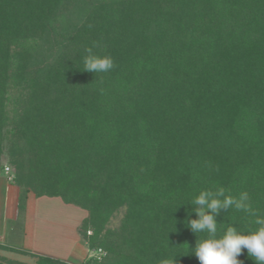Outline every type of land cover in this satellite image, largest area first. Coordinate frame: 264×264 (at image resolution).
<instances>
[{
	"label": "trees",
	"instance_id": "1",
	"mask_svg": "<svg viewBox=\"0 0 264 264\" xmlns=\"http://www.w3.org/2000/svg\"><path fill=\"white\" fill-rule=\"evenodd\" d=\"M85 47L113 70L84 71ZM4 153L19 211L31 193L86 212L77 234L105 256L81 264H199L201 190L264 214V0H0V171Z\"/></svg>",
	"mask_w": 264,
	"mask_h": 264
},
{
	"label": "clouds",
	"instance_id": "2",
	"mask_svg": "<svg viewBox=\"0 0 264 264\" xmlns=\"http://www.w3.org/2000/svg\"><path fill=\"white\" fill-rule=\"evenodd\" d=\"M84 51V71L94 74L107 73L115 67L110 55H97L92 47H85ZM188 204L193 205L191 211L195 213L196 218L189 219L187 227L196 236L201 234V238L196 239L194 248H189L186 243V252L183 255L193 253L199 264H243L238 257L246 250L254 264H264V214L252 207L247 192H241L238 197H234L226 194L223 187L201 190ZM230 209L251 216V223L255 227L241 230L231 224L218 223L217 217L221 210ZM221 224L226 227L221 229ZM176 257L165 259L162 264H175Z\"/></svg>",
	"mask_w": 264,
	"mask_h": 264
},
{
	"label": "rangeland",
	"instance_id": "3",
	"mask_svg": "<svg viewBox=\"0 0 264 264\" xmlns=\"http://www.w3.org/2000/svg\"><path fill=\"white\" fill-rule=\"evenodd\" d=\"M4 166H7V158H5V164L2 166L3 170ZM30 198V210L27 215L28 230L30 231V228L34 229V232H36L35 236L39 241V244L41 245V249H43L41 252H33V254L50 258L66 257V255L68 254L67 249L70 248L74 241L80 240V237L77 234V228L79 227L83 217L86 216V212L75 205H68L63 203L59 198H51L50 202L53 203L49 205L39 204L40 202L35 203L36 199L32 194H30ZM46 198L47 199L45 200H50L48 199V197ZM15 209L16 214L18 215V220H16L15 222H8V225H10V227L14 225L17 231H20L22 233L24 212L19 211L17 208ZM1 210L2 200H0V216L2 214ZM122 213L123 212L120 211L115 216H113V218L111 219L112 227H116L119 225L122 218ZM25 250H27V248ZM92 252L93 250H89L86 247V244L80 241L76 244L74 254L69 261L73 264L81 262L82 259L84 261L90 258ZM0 256L4 258L3 261H0L1 264H8L7 260L25 264H35L36 262V257L24 256L20 254L17 255L4 253V255ZM67 263L71 264L69 262Z\"/></svg>",
	"mask_w": 264,
	"mask_h": 264
},
{
	"label": "crops",
	"instance_id": "4",
	"mask_svg": "<svg viewBox=\"0 0 264 264\" xmlns=\"http://www.w3.org/2000/svg\"><path fill=\"white\" fill-rule=\"evenodd\" d=\"M5 158H7L6 154L4 153L1 157V166L5 164ZM30 194H28L27 201H26V207L24 210V216H23V232L17 231L14 225L10 227L8 225V222H15L18 220V215L16 214V188L11 184V180L9 179V175L4 172V170L0 171V200H2V210H1V216H0V255H4V253H11V254H17L16 252L6 251L4 249H1L2 247H8L15 250H22L27 251L30 253L33 252H41L43 249H41V245L39 244V241L37 240L33 228H30V231L28 230V213L30 210ZM36 202L39 204H51L53 202L51 201V198L47 199L46 197L41 198H35ZM84 218V217H83ZM9 228V229H8ZM21 234V235H20ZM81 240H76L69 249H67V255L66 257H61L57 259H61L64 261H67L71 263L69 260L74 254V251L76 249V244L79 243ZM27 246V247H26ZM27 248V250H25ZM44 248V247H43ZM21 255V254H20ZM85 257V256H84ZM83 259L81 260V262ZM81 262L75 263L80 264ZM73 264V263H71Z\"/></svg>",
	"mask_w": 264,
	"mask_h": 264
},
{
	"label": "built area",
	"instance_id": "5",
	"mask_svg": "<svg viewBox=\"0 0 264 264\" xmlns=\"http://www.w3.org/2000/svg\"><path fill=\"white\" fill-rule=\"evenodd\" d=\"M4 172L6 174L9 175V179H11V174H10V170L8 168V166H4ZM90 234V232H88V235ZM103 256H105V252L101 249H96L93 250L92 255L90 256V258H96V259H101Z\"/></svg>",
	"mask_w": 264,
	"mask_h": 264
}]
</instances>
